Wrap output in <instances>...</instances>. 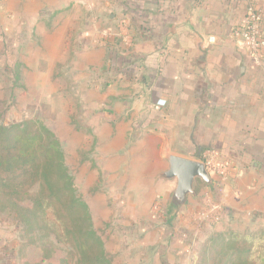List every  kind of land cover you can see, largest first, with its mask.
<instances>
[{
	"label": "crops",
	"instance_id": "obj_1",
	"mask_svg": "<svg viewBox=\"0 0 264 264\" xmlns=\"http://www.w3.org/2000/svg\"><path fill=\"white\" fill-rule=\"evenodd\" d=\"M251 5L264 14V0H0V15L53 42V64L63 58L69 28L102 22L109 35L100 57L102 118L93 133L102 140V188L116 189L120 211L149 219L176 189L160 178L169 156L202 161L214 151L225 176H212L214 184L192 197L197 207L189 197L175 215L204 243L205 230L223 224L264 225V65L254 68L232 37ZM204 198L224 207L223 223L198 224ZM184 238L162 264H185L193 243Z\"/></svg>",
	"mask_w": 264,
	"mask_h": 264
},
{
	"label": "rangeland",
	"instance_id": "obj_2",
	"mask_svg": "<svg viewBox=\"0 0 264 264\" xmlns=\"http://www.w3.org/2000/svg\"><path fill=\"white\" fill-rule=\"evenodd\" d=\"M87 14L92 18L91 12ZM106 31L102 22H88L84 26L76 22L68 29L63 58L53 64L51 53L58 51L53 42L45 40L36 28L9 26L0 15V122L11 125L36 118L55 133L63 145L75 188L88 205L94 228L113 264H162L166 253L175 243L176 246L181 243L177 240L183 235L189 245L193 243V249L184 252L185 264H194L203 243L197 241L198 236L188 235L190 225L179 219L180 214L176 217L167 214L170 197L165 198L167 201L162 202L161 208L157 205L156 210L150 209L153 213L146 219L135 217L126 208L120 211L124 206L113 203L116 189L102 188V140L94 134L102 118L100 57L102 38L109 35ZM189 202L194 207L198 205L192 197ZM208 202L204 198L200 205L206 206ZM223 225L220 230H205L203 235L210 238L264 230L263 224L251 219ZM17 244L14 227L0 221V264H20L14 253ZM61 249L66 264H77L74 251L65 246Z\"/></svg>",
	"mask_w": 264,
	"mask_h": 264
},
{
	"label": "trees",
	"instance_id": "obj_3",
	"mask_svg": "<svg viewBox=\"0 0 264 264\" xmlns=\"http://www.w3.org/2000/svg\"><path fill=\"white\" fill-rule=\"evenodd\" d=\"M206 187L198 180L196 193ZM0 221L18 234L20 264H66L62 246L74 251L77 264H113L75 188L61 141L39 119L0 122ZM194 262L264 264V230L213 235Z\"/></svg>",
	"mask_w": 264,
	"mask_h": 264
},
{
	"label": "built area",
	"instance_id": "obj_4",
	"mask_svg": "<svg viewBox=\"0 0 264 264\" xmlns=\"http://www.w3.org/2000/svg\"><path fill=\"white\" fill-rule=\"evenodd\" d=\"M264 14L258 7L251 5L246 11L245 21L242 25L232 31V37L238 41L243 49H245L251 59L252 66L259 68L264 65V35L262 32V24ZM209 43H215V37L208 38ZM160 106H164L163 101H159ZM217 155L214 151H206L203 162L211 176L224 177L226 173V165H219L216 159ZM223 207L219 203L208 202L203 210L197 215L196 221L199 225H214L222 220Z\"/></svg>",
	"mask_w": 264,
	"mask_h": 264
},
{
	"label": "water",
	"instance_id": "obj_5",
	"mask_svg": "<svg viewBox=\"0 0 264 264\" xmlns=\"http://www.w3.org/2000/svg\"><path fill=\"white\" fill-rule=\"evenodd\" d=\"M168 162L169 169L160 178L165 181H176V189L168 205V210L175 216L187 204L189 197L197 196L195 191L197 180H201L207 186H212L214 181L203 162L176 155L169 156Z\"/></svg>",
	"mask_w": 264,
	"mask_h": 264
}]
</instances>
